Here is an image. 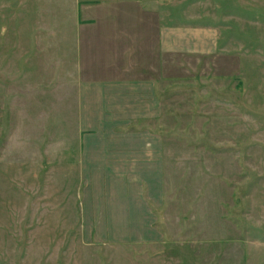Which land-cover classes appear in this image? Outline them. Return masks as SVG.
<instances>
[{
    "label": "rangeland",
    "instance_id": "374dc122",
    "mask_svg": "<svg viewBox=\"0 0 264 264\" xmlns=\"http://www.w3.org/2000/svg\"><path fill=\"white\" fill-rule=\"evenodd\" d=\"M175 24L223 48L155 57ZM131 33L168 110L164 199L126 229L83 211L78 84ZM0 264H264V0H0Z\"/></svg>",
    "mask_w": 264,
    "mask_h": 264
},
{
    "label": "crops",
    "instance_id": "0c3cea01",
    "mask_svg": "<svg viewBox=\"0 0 264 264\" xmlns=\"http://www.w3.org/2000/svg\"><path fill=\"white\" fill-rule=\"evenodd\" d=\"M155 33L152 49L157 58L164 54L207 56L223 48L219 28L214 26L161 25ZM132 36H124L125 58L115 73L78 84L80 162L91 189L84 194L83 211L112 214L104 222L126 229L140 227L138 214H154L164 199L166 142L162 132L168 110L164 64L140 62L135 68L127 57L133 54ZM113 182L117 189L112 188Z\"/></svg>",
    "mask_w": 264,
    "mask_h": 264
}]
</instances>
